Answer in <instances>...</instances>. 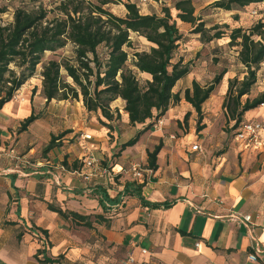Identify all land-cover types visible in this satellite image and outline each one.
Listing matches in <instances>:
<instances>
[{
    "label": "crops",
    "instance_id": "crops-1",
    "mask_svg": "<svg viewBox=\"0 0 264 264\" xmlns=\"http://www.w3.org/2000/svg\"><path fill=\"white\" fill-rule=\"evenodd\" d=\"M138 77L142 83L150 80L147 74ZM11 101L26 103L18 96ZM31 103L23 116L34 110ZM8 105L0 115L10 111ZM124 106L121 99L112 102L114 118L108 122L88 113L81 100L44 99L46 111L60 107L62 123L53 128L47 117L42 118L44 128L33 134L38 139L47 136L46 147L52 136L68 132L46 154L38 152L32 136L23 137L36 121L19 135L9 132L17 120L0 122V264H38V250H44L53 264H264V151L245 146L234 133L228 148L214 156L206 119L197 134L193 128L187 134L174 128L185 113L194 116L184 101L169 107L162 117L163 131L147 129L150 121L130 125ZM68 108L79 112L68 116ZM245 118L263 125L264 141V108ZM100 121L110 128L100 126ZM83 134L91 140L82 141ZM73 137L78 144L68 147L67 139ZM135 138L134 145L123 148ZM194 144L201 152L191 150ZM84 145L111 176L85 182L73 173L81 168ZM158 145L156 171L143 181L125 174L131 164L147 169V153ZM19 152L25 153L30 166H16L12 157ZM126 186H141L145 202L171 206L154 209L141 204L139 197L125 192ZM99 192L109 200L105 206L99 203ZM49 206L89 217L91 228L61 217ZM244 216L251 217L250 223ZM254 245L260 252L251 262Z\"/></svg>",
    "mask_w": 264,
    "mask_h": 264
},
{
    "label": "trees",
    "instance_id": "trees-1",
    "mask_svg": "<svg viewBox=\"0 0 264 264\" xmlns=\"http://www.w3.org/2000/svg\"><path fill=\"white\" fill-rule=\"evenodd\" d=\"M57 2L59 15L48 18V12L39 6L36 10L27 11L17 8L12 15V22L6 25L0 23V110L9 103L37 72L42 64L40 76L41 92L46 100L79 101L88 113L111 122L114 114L110 105L117 99L124 103L130 125L145 124L151 128L156 120L162 118L170 106L186 102L197 115L196 132L202 131V106L210 98L224 75L223 70L215 75L205 86L196 81L190 88L182 92H174L175 86L184 80L191 72L189 63L183 59L174 60V53L179 47L182 35L176 22L189 25L191 34L199 35L202 43L228 38V46L236 48L239 64L244 69L241 80L237 77L229 79L222 110L226 123L233 122L235 132L242 126L244 115L260 107L264 103V93L253 99L246 98L257 82V74L264 62V22L259 21L249 29L241 27L229 30L228 25H213L206 27L205 22L196 16L195 0H178L173 5L175 16L171 10L164 8L162 16L156 14L142 15L135 3H125L123 16H116L108 8L119 0H53ZM210 6L216 10L234 12L250 6L264 3V0H212ZM6 10L0 8V20ZM234 20H238L235 15ZM229 30V32H228ZM136 34L149 45L147 52H134L131 58L125 48H130V35ZM71 45L72 60H50L43 63L46 53H55ZM106 49V56H99L98 48ZM65 74L70 82L62 78ZM147 74L150 80L142 83L138 74ZM191 113L183 118L186 123ZM38 119L33 114L20 125L19 133ZM116 119H120L116 111ZM110 128L109 124L100 121ZM234 132V133H235ZM59 136H52L43 152L48 153ZM137 138L127 142L124 147L132 146ZM161 145L147 153V169L156 171L157 155ZM63 166L68 168L67 163ZM75 169V166H73ZM134 189L135 192L129 191ZM141 186H126L131 195H136L141 204L152 208H169L168 203L151 204L145 202L140 195ZM99 203L105 206L109 200L99 192ZM52 212L65 219L91 228L89 217L73 212H63L61 209L49 206ZM81 223V224H80ZM44 236L46 231L42 232ZM42 256L40 259L39 257ZM38 264H53L54 260L45 257L44 250L35 254Z\"/></svg>",
    "mask_w": 264,
    "mask_h": 264
},
{
    "label": "rangeland",
    "instance_id": "rangeland-1",
    "mask_svg": "<svg viewBox=\"0 0 264 264\" xmlns=\"http://www.w3.org/2000/svg\"><path fill=\"white\" fill-rule=\"evenodd\" d=\"M86 1H90L93 3L95 2L94 0ZM177 1L178 0H150L149 3L143 5L139 4L137 0H119L113 4H110L108 8L116 16H123L126 12L124 4L129 2L135 3L139 8L140 14L142 15L156 14L158 16H162L163 9L168 8L171 10V14L175 16L173 5ZM212 2V0H195V14L205 22L207 28L213 25H228L229 30L238 27L249 29L259 21L264 22V3L250 6L234 12H225L212 8L210 6ZM57 5L58 3L54 2L53 0H0V8H4L6 10L5 14L0 20V23L3 25L11 23L13 12L17 8L32 11L36 10L39 6H42L48 12V18L52 19L53 17L59 15L58 11L55 9ZM235 15L238 17V20L233 19ZM176 24L182 35V39L179 42L178 49L174 53V60H177L179 58L185 60L186 63L190 64L191 72L190 76L187 77V79L178 83L176 89H174V92H176L177 89L182 92L185 88H190L191 79L195 80L200 86L208 85L213 80L215 75L219 74L223 70L227 71L220 84L216 86L210 98L202 106V124L204 122V119H206L205 126L209 130V138L212 139L214 156H217L221 153L222 150L228 148L229 144L234 138L235 132V130L232 129L234 123H226L224 111L221 108L227 90V83L229 79H233L235 77L241 80L244 76V69L238 62L236 52L237 49L228 46L227 37H224L221 40H215L210 43L204 44L200 41L199 35L191 34V27L189 25H183L178 21L176 22ZM130 37L131 46L130 48H125L130 58L134 54V52H147L149 50V45L146 44V42L142 38L137 35H130ZM72 52V46L68 45L64 49L59 50L55 53H46L43 59V63H46L50 60H72ZM98 53L99 56L103 59L106 56V49L104 47H100L98 48ZM41 70L42 64L38 66L36 75L14 95V97L18 96L19 101H21L24 97V99H26V103L18 104L11 101L8 105L10 111L7 113H2L0 115V122L7 121L13 123L14 120H17L9 129L10 133H15L16 135L20 134V125L26 118H28L32 114L34 116H37L38 121H34L35 123H33L31 128L32 132L29 133L30 135L25 134L23 137L25 139L27 138V136H32L31 139L38 142L36 145V149H38L39 153H42L45 149L44 144L47 141V136H44L42 139H38V137L33 134V130H41L44 128L43 125H45V121L42 118L45 117H47L49 124L52 125L51 127L54 128L55 125L60 126L63 116L60 114V111H62L60 110V107H55L54 109H51L50 112L46 111V109L43 108L44 98L42 92L39 91L40 88L38 87L42 82V78L40 76ZM62 78L70 82V80L64 73L62 74ZM223 87L225 88L224 90L222 89ZM262 93H264V62L261 65L260 70L258 71L257 82L255 86L252 88L250 94L247 97H244L242 101H244L246 98L253 99ZM80 100L81 99H79V101ZM29 102H34V110L30 112L31 114L25 117L23 116V114L25 111H27V109L30 108ZM252 111L253 110L247 112L246 114H249ZM78 112L79 109L77 108H68L67 115L72 116L73 114ZM185 114L183 115L182 120L178 122L176 126H174V128L180 130L183 134L189 133V130L193 128L194 133L197 134L196 122L198 117L196 113L193 112V117L190 114L187 122L184 123L183 118ZM245 115L242 121L246 120ZM99 125L103 126L101 123H99ZM163 129L164 126L162 128V131ZM59 135L60 134H58L57 136ZM67 140L68 147H74L78 144V140H76L75 137H73V139ZM25 142L26 141L22 140V144H25ZM58 143L61 144V142ZM192 143L193 141H190V144ZM216 144H218V146H216ZM24 155L25 153L19 152L15 157L20 158Z\"/></svg>",
    "mask_w": 264,
    "mask_h": 264
},
{
    "label": "built area",
    "instance_id": "built-area-1",
    "mask_svg": "<svg viewBox=\"0 0 264 264\" xmlns=\"http://www.w3.org/2000/svg\"><path fill=\"white\" fill-rule=\"evenodd\" d=\"M139 4L146 5L150 2V0H137ZM131 39V37L129 38ZM16 98V97H13ZM260 107L264 108V103L260 105ZM164 126L162 118L155 121L152 125L153 131H161ZM263 130V125L257 121H250L245 122L242 126L235 132V137L241 143H243L247 147H253L257 150L264 151V141L260 138V133ZM81 140L84 142L90 141L91 136L87 134H83L81 136ZM191 150L193 152H201V147L199 144H194L191 146ZM83 155L80 158L81 168L73 172L78 177H80L85 182H92L98 178L104 176H111L110 171L102 166V163L99 159H97L92 151L84 145L83 147ZM12 160L16 163V166H30V161L24 157H12ZM125 174L130 175V177L135 181H143L145 175H150L152 170L143 169L139 165L131 164L128 166L126 170H124ZM57 184L59 183L58 180L55 181ZM243 221L245 223H250L251 217L244 216ZM198 247V244H196ZM260 252L258 246L254 245L252 247V253L249 254L248 259L251 262L257 261V254ZM142 253H145L143 251ZM129 262H133V259L130 258Z\"/></svg>",
    "mask_w": 264,
    "mask_h": 264
}]
</instances>
